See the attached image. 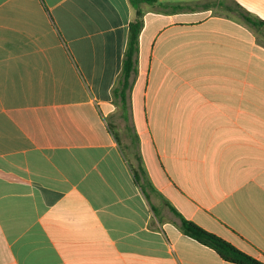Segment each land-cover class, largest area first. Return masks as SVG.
<instances>
[{
    "label": "crops",
    "instance_id": "0c3cea01",
    "mask_svg": "<svg viewBox=\"0 0 264 264\" xmlns=\"http://www.w3.org/2000/svg\"><path fill=\"white\" fill-rule=\"evenodd\" d=\"M140 9L123 106L129 0H0V264H234L176 212L264 263V0Z\"/></svg>",
    "mask_w": 264,
    "mask_h": 264
},
{
    "label": "trees",
    "instance_id": "16d2710c",
    "mask_svg": "<svg viewBox=\"0 0 264 264\" xmlns=\"http://www.w3.org/2000/svg\"><path fill=\"white\" fill-rule=\"evenodd\" d=\"M129 1L131 5L136 8V15L134 20L129 25V37L126 51L124 54L123 67L119 79L117 81V86L113 90L115 101L123 106H126L127 104L128 93L132 85L131 79L136 71V58L139 51V39L144 26V14L140 8L142 5L154 6L158 3L159 0ZM163 8L168 11H176L181 9L182 7L175 5H164ZM239 13L246 23L257 29L264 30V20L253 17L251 14L247 13L243 9H240ZM133 155L134 159L136 160V165H133L135 179L137 183L141 186L143 191L145 193H148V190L153 189V185L149 180L147 171L144 167V164L138 151H135ZM176 215L179 218V228L184 234L193 238L198 243L212 248L225 261L234 264H264L263 262L253 258L252 256L240 251L231 243L225 241L221 237L210 233L195 224L194 222L185 219L178 212H176Z\"/></svg>",
    "mask_w": 264,
    "mask_h": 264
},
{
    "label": "rangeland",
    "instance_id": "374dc122",
    "mask_svg": "<svg viewBox=\"0 0 264 264\" xmlns=\"http://www.w3.org/2000/svg\"><path fill=\"white\" fill-rule=\"evenodd\" d=\"M122 110L120 108H117V111L113 118L111 119V123L113 124V127L115 129V133L117 136L122 140L124 145H129L130 143V136L127 135L126 132V126H130V121H126L121 117ZM130 135V132L128 133Z\"/></svg>",
    "mask_w": 264,
    "mask_h": 264
}]
</instances>
